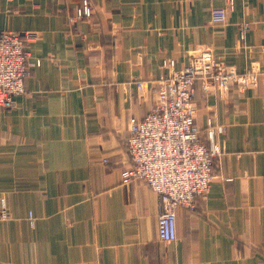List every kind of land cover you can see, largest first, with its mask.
<instances>
[{
  "label": "crops",
  "instance_id": "obj_1",
  "mask_svg": "<svg viewBox=\"0 0 264 264\" xmlns=\"http://www.w3.org/2000/svg\"><path fill=\"white\" fill-rule=\"evenodd\" d=\"M89 1L74 22L83 0H0V30L36 34L26 91L0 107V264H264V78L245 91L197 81L201 141L221 152L207 195L177 209L175 241L158 235L160 195L123 177L131 120L153 109L166 60L208 48L264 73V0H234L226 24L212 9L228 0Z\"/></svg>",
  "mask_w": 264,
  "mask_h": 264
},
{
  "label": "built area",
  "instance_id": "obj_2",
  "mask_svg": "<svg viewBox=\"0 0 264 264\" xmlns=\"http://www.w3.org/2000/svg\"><path fill=\"white\" fill-rule=\"evenodd\" d=\"M228 3L212 9L214 23H228L234 0ZM92 13L91 2L83 0L72 20L91 17ZM248 28L244 23L242 38ZM35 36L32 32L0 30L1 108H14L16 97L26 91L25 81L31 72L27 42ZM41 63L37 59V64ZM163 67L165 72L153 81V109L144 118L131 120L128 146L132 164L123 171V177L125 181H145L160 195L158 235L162 241L172 242L177 239V209H194L197 197L207 195L214 178V161L220 153L218 145L209 148L201 141L200 127L195 123L197 81L206 89L237 86L245 91L257 86L264 73L255 68L240 72L225 67L208 48L194 51L182 68L171 60H166ZM135 83L140 90L146 87L143 79H135ZM213 133L211 126L209 134ZM3 206L5 218L8 213Z\"/></svg>",
  "mask_w": 264,
  "mask_h": 264
},
{
  "label": "rangeland",
  "instance_id": "obj_3",
  "mask_svg": "<svg viewBox=\"0 0 264 264\" xmlns=\"http://www.w3.org/2000/svg\"><path fill=\"white\" fill-rule=\"evenodd\" d=\"M257 86H258V85H257ZM219 148H220V147H219ZM220 150H221V149H220ZM220 152H221V151H220ZM219 154H220V153H219ZM219 154H218V155H219ZM218 155H217V156H218ZM217 156H216V157H217ZM214 177H215V173H214ZM213 179H214V178H213ZM3 207H4V206H3ZM2 209H3V208H2ZM6 209H7V208H6ZM7 213H8V210H7ZM0 217L3 218V219H6V218L9 217V213L7 214V217L4 218V217H2V210H1V212H0Z\"/></svg>",
  "mask_w": 264,
  "mask_h": 264
}]
</instances>
